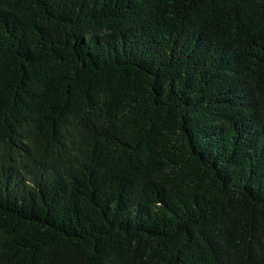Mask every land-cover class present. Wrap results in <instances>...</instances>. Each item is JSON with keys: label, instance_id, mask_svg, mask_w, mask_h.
Masks as SVG:
<instances>
[{"label": "trees", "instance_id": "obj_1", "mask_svg": "<svg viewBox=\"0 0 264 264\" xmlns=\"http://www.w3.org/2000/svg\"><path fill=\"white\" fill-rule=\"evenodd\" d=\"M0 264H264V0H0Z\"/></svg>", "mask_w": 264, "mask_h": 264}]
</instances>
